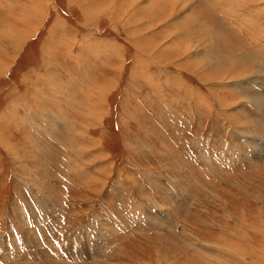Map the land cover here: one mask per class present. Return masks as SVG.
Masks as SVG:
<instances>
[{
	"label": "rangeland",
	"instance_id": "obj_1",
	"mask_svg": "<svg viewBox=\"0 0 264 264\" xmlns=\"http://www.w3.org/2000/svg\"><path fill=\"white\" fill-rule=\"evenodd\" d=\"M0 64V264H264V0H0Z\"/></svg>",
	"mask_w": 264,
	"mask_h": 264
},
{
	"label": "bare ground",
	"instance_id": "obj_2",
	"mask_svg": "<svg viewBox=\"0 0 264 264\" xmlns=\"http://www.w3.org/2000/svg\"><path fill=\"white\" fill-rule=\"evenodd\" d=\"M130 1H131V0H130ZM122 3H124V2H122ZM140 3H141V2H140ZM118 4H119V3H118ZM122 5H123V4H122ZM127 5H128V4H127ZM144 5H145V4H144ZM144 5H143V6H144ZM143 6H142V7H138V8H139L138 10H136V11H134V12L131 13L132 18H134V19L138 18V17L141 15V10H142V11H145V10H144L145 8H144ZM145 7H147V6H145ZM149 7H150V6H149ZM149 7H148V8H149ZM116 8H117V7H116ZM151 9H152V8H151ZM158 10H159V9H158ZM160 10H161V8H160ZM121 12H122V11H121ZM145 12L147 13V11H145ZM159 12H160V11H159ZM163 12H164V10H163ZM161 14H162V13H161ZM162 16H163V17H162L161 19H166V18H168V17H166V15H162ZM154 17H155V16H154ZM157 17H158V16H156V18H157ZM165 17H166V18H165ZM161 19H160V20H161ZM131 21H132V20L130 19L129 22H131ZM138 21H139V20H138ZM157 21H158V20H157ZM162 21H163V20H162ZM39 22H40V21H39ZM136 22H137V21H136ZM143 22H144V21H143ZM152 22H156V20H155V21H152ZM152 22H151V23H152ZM163 22H164V21H163ZM174 23H175V22H174ZM182 23L184 24L185 22H182ZM182 23H181V24H182ZM142 24H143V23H142ZM146 24H147V23H146ZM186 24H187V22H186ZM135 25H136V24H135ZM140 25H141V23H140ZM148 25H149V23H148ZM148 25H147V26H148ZM142 26H143V25H142ZM164 26H165V25H164ZM175 26H176V25H175ZM175 26L173 25L172 27H175ZM186 26H187V25H186ZM184 27H185V24L183 25V28H184ZM197 27H198V26H197ZM9 28L11 29L10 26H9ZM135 28H136V26H135ZM181 28H182V27H181ZM6 29H7V28H6ZM133 29H134V28H133ZM136 29H137V28H136ZM136 29H134V30H136ZM8 30H9V29H8ZM140 30H141V29H140ZM140 30H139V31H140ZM185 30H186V29H185ZM20 31L23 32L24 30H20ZM142 31H143V30H142ZM142 31H141V33H142ZM177 31H178V30H177ZM9 32H10V30H9ZM9 32H8V33H9ZM26 32H27V31H25V33H26ZM34 32H35V31H34ZM14 33H15V32H14ZM136 33H137V32H136ZM200 33H201V32H200ZM16 34H17V33H16ZM144 34H145V33H144ZM144 34H142V35H144ZM178 34H179V33H178ZM181 34H182V33H181ZM181 34H180V35H181ZM183 34H184V32H183ZM21 35H22V34H21ZM27 35H28V32H27ZM176 35H177V32H176ZM176 38H177V37H176ZM142 39H143V38H142ZM181 41H182V39L178 37L174 43H175V45H176V43H181ZM17 44H18V43H17ZM177 46H178V45H177ZM13 48H14V47H13ZM169 48H170V47H169ZM175 52H176V51H175ZM174 54H175V53L172 52V57H174ZM165 56H166V55L163 54V57H165ZM169 57H170V56H169ZM212 63H213V62H212ZM216 63H217V62H216ZM242 64H243V63H242ZM0 65H1V64H0ZM217 65H219V63H218ZM3 66H4V65H3ZM5 66H7V65H5ZM240 66H241V65H240ZM218 67H219V66H218ZM220 67L222 68V66H220ZM248 67H249V65H248ZM7 68H8V67H7ZM7 68H6V69H7ZM250 70H251V67H250ZM250 70H249V71L246 70V71L250 72ZM251 73H252V72H251ZM252 74H253V73H252ZM252 74H251V76H252ZM247 76H249V75H247ZM252 78H253V77H252ZM223 79H224V80H227V81L229 80V79H227V78H223ZM241 79H242V78H241ZM254 79H256V77H255ZM262 80H263V79H262ZM232 81H233V80H232ZM251 81H252V80H251ZM251 81H250V82H251ZM263 82H264V81H263ZM247 83H248V82H247ZM260 83H261V82H260ZM240 85H242V84H240ZM243 85H244V84H243ZM251 85H252V83H251ZM238 89H240V88H238ZM261 89H262V88H261ZM255 90H256V89H255ZM255 90H254V91H255ZM263 90H264V88H263ZM251 93H252V92H251ZM257 93H258V92H257ZM248 98H249V97H248ZM38 99H39V98H38ZM250 99H251V97H250ZM252 100H253V99H252ZM43 101H44V100H43ZM255 101H256V100H254V102H255ZM41 103H42V102H41ZM248 103H249V102H248ZM260 105H261V104H260ZM260 105H259V106H260ZM252 106H253V105H252ZM262 106H263V105H262ZM263 107H264V106H263ZM28 122H29V121H28ZM49 123H50V122H49ZM50 124H51V123H50ZM47 125H48V123H47ZM51 128H52V126H51ZM261 131H262V130H261ZM263 131H264V130H263ZM4 141H5V140H4ZM9 150H10V149H9ZM44 236H45V235H44ZM105 237H106V236H105ZM36 240H37V239H36ZM47 241H48V240H47ZM86 241H87V240H86ZM34 242H35V241H34ZM244 246H245V245H244ZM249 246H250V245H249ZM249 246H247V247H249ZM237 247H238V246H237ZM251 247H253V246H251ZM36 249H37V248H36ZM249 249H250L251 251H253V248H249ZM231 250H232V249H231ZM234 250H235V249H234ZM157 254H159V253H157ZM161 254H162V253H161ZM156 256H157V255H156ZM224 256H225V255H224ZM157 257H158V256H157ZM167 257H168V256H167ZM229 257H230V256H229ZM156 259H157V258H156ZM159 259H160V258H159ZM167 260L169 261V263L172 261L173 264H175L174 261H176V260L173 261V260H171V259H169V258H167ZM167 260H166V262H168ZM80 261H81V260H80ZM220 263H221V262H220ZM228 263H229V262H228ZM235 263H236V261H235ZM156 264H157V263H156ZM178 264H179V263H178ZM236 264H237V263H236Z\"/></svg>",
	"mask_w": 264,
	"mask_h": 264
},
{
	"label": "crops",
	"instance_id": "obj_3",
	"mask_svg": "<svg viewBox=\"0 0 264 264\" xmlns=\"http://www.w3.org/2000/svg\"><path fill=\"white\" fill-rule=\"evenodd\" d=\"M86 7L88 8V7H90L91 5H90V3H86ZM70 10H79L77 7H73L72 9H70ZM80 11V10H79ZM50 17H51V19L55 22V21H58V23H60L61 24V22H62V20H63V17H58L57 15L54 17L53 16V14H51L50 15ZM70 17H72V16H70ZM105 18V17H104ZM75 21H77V19H76V17H75ZM53 23V22H52ZM80 23V22H79ZM74 24H78V23H75L74 22ZM53 26V24L52 25H50V26H45L46 27V29L48 30L47 32H48V34L50 35V34H52V32H54V31H52L50 28ZM68 26L70 27L69 28V32L68 33H74L75 35H83V34H85V33H81V31H80V29L79 28H76L74 25H72L71 24V20H69L68 21ZM85 27V30L87 31V32H89L90 30H88L87 29V27L86 26H84ZM45 30V29H44ZM86 32V33H87ZM57 33H60V30L57 32ZM74 38L75 39H77V37L76 36H74ZM48 43V42H47ZM61 63V62H60ZM63 64V63H62Z\"/></svg>",
	"mask_w": 264,
	"mask_h": 264
}]
</instances>
